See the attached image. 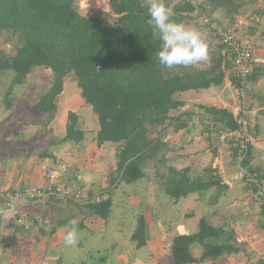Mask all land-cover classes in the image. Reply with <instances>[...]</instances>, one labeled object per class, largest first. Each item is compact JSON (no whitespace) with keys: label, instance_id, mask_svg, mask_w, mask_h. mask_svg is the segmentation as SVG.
<instances>
[{"label":"trees","instance_id":"trees-1","mask_svg":"<svg viewBox=\"0 0 264 264\" xmlns=\"http://www.w3.org/2000/svg\"><path fill=\"white\" fill-rule=\"evenodd\" d=\"M77 2L0 0V34H11L18 40L14 51L0 50V78L9 77L10 83L6 93L0 89V100L7 109L12 107L11 96L15 89L23 87L35 69L45 68L52 72L51 79L33 108L44 114H55L65 81L74 76L79 94L99 122V130L93 140L97 146L113 144L116 148L109 189L140 184L148 178L146 169L150 166L157 168L160 194L174 203L181 202L192 193L208 192L213 187H218L219 192L225 189L220 181L214 179L219 176L212 175L218 173L217 168L201 169L197 174L204 170L202 174L196 175L190 168L175 167L174 159L170 163L168 158L169 152L179 149L172 145L171 136L190 130L189 122L196 114L185 110L186 102L180 99L181 94L209 90L225 83L241 90L224 45L219 42L220 47L216 50L209 47L211 65L200 72L193 66L165 68L156 56L161 44L152 34L146 0H108L113 22L81 15ZM173 9L177 22L194 23L196 27L202 25L203 11L214 16L216 12H222L231 20L228 24L231 27L245 14L244 4L238 0H208L205 4L200 0H183ZM259 14L264 15V11ZM203 26L209 30L204 23ZM250 26L243 33L256 35L257 27ZM261 36L264 39V33ZM255 53L250 62L252 71L247 76V92L251 82L264 76V69L254 66ZM204 111L213 122L223 125V129L237 130L241 110L237 117L233 112L216 107ZM67 119L64 137L52 140L50 146H76L85 140L87 131L81 127L78 114L69 112ZM255 122L257 120L251 122V127ZM210 126L206 127L211 130ZM216 127L212 130L217 131L219 127ZM231 140L232 151L237 153L239 148ZM252 145L241 162L244 168L251 160ZM41 157L56 160V155L49 153L48 149L42 150ZM255 172L262 181L264 176L261 172ZM253 192L258 195L257 189ZM57 196L49 195L40 201H32L31 205L36 202L40 208L46 207L45 214L32 209L28 211L25 207L14 214V220L25 219L38 224L42 216L53 235L70 221L85 216L84 220L77 221L80 233L88 230L85 224L88 219L107 221L114 212L111 193L106 198L91 194L90 201L82 204L77 197L76 201L73 197ZM64 211L66 215H63ZM146 218L144 213L136 216L130 237L138 251L148 246ZM3 219V212H0V222ZM194 246H199L201 256L194 255ZM245 246L248 244L238 238L234 229L213 226L203 218L197 232L177 235L173 239L171 258L175 264L217 263L224 257L245 254ZM88 259V263L82 264H97L94 259ZM100 262L108 263L106 258ZM259 264H264V257L259 259Z\"/></svg>","mask_w":264,"mask_h":264},{"label":"rangeland","instance_id":"rangeland-1","mask_svg":"<svg viewBox=\"0 0 264 264\" xmlns=\"http://www.w3.org/2000/svg\"><path fill=\"white\" fill-rule=\"evenodd\" d=\"M182 1L166 0V3L174 8ZM206 1L208 0H200L203 4ZM238 3L244 4L245 10L240 20L251 21L253 18L255 21L252 25L257 27V31L256 35L250 37L243 33L246 31L244 28L238 32L237 36L244 41L257 43L260 51L258 53L264 55V39L261 36L264 33V15L259 14L260 11H264V2L263 0H238ZM77 7L79 13L85 17H98L110 22L114 20L108 0H78ZM206 7L208 8V5ZM203 14H206L205 11L200 18L202 25L196 27L193 23L191 26L204 32L209 47L211 50H216L220 47L219 40L214 33L204 28ZM215 16L222 21L223 27L231 23V20L222 12H216ZM17 45V37L6 33L0 34V50L12 52ZM210 58L211 53L206 61L197 64L195 71L200 72L209 68ZM51 75L52 72L48 69H35L28 77L26 84L13 92L11 109H7L6 104L0 100V179L2 178L0 185L11 189L54 187L61 189L57 197H73L76 201L79 198L81 204L90 201L93 195L106 198L107 194L111 193L114 212L107 221L98 218L88 219L85 222L88 230L80 232L78 243L69 247L64 245L66 228L59 229L56 234L51 235L50 228L46 226L42 216L38 224L23 218L24 220L15 222L20 225L17 226V230L10 229L11 233H9L4 228L5 233H2L4 239L0 240V264H82L88 263V258L94 259L97 264H170L173 239L177 235L197 232L200 220H197L196 214L202 211L211 212L212 209L202 208L198 211L200 208L198 206L182 209L179 203L184 200L174 205L172 203L174 201L171 202L169 198L160 194L157 168L152 166L146 169L148 178L140 184L119 185L117 188L109 189L116 148L113 144L97 146L93 140L99 130V122L91 107L79 94L74 76H70L65 81L64 92L58 98L57 113L44 114L34 110L33 107L40 95L48 87ZM0 79V89L6 93L10 85L9 77ZM211 95L219 98L214 90ZM246 99H249L247 95ZM69 112L78 114L81 127L87 131L85 140L76 146L69 144L63 147L50 146L49 142L52 140L64 137ZM171 137H173L172 145L179 149L168 153L170 163L171 159H174L172 163L178 167H189L192 171L197 169L199 171L201 166L209 167L215 160L210 150L206 152L208 158L204 157L203 153L200 159L195 153L196 143L192 144L194 150L189 148L190 138L187 136L177 133ZM211 142V138L209 143L206 142L209 149ZM182 146L185 149H182ZM204 148L202 144L199 149ZM47 149L49 153L56 155L55 161L41 157L42 150ZM227 151L230 155L229 150ZM203 171L199 174L201 175ZM262 182L264 186V177ZM28 199H23L19 204H27L28 211L32 209L39 214L42 212L45 214L46 207L40 208L36 202L31 205L32 201ZM19 204H15L12 210H16ZM10 213L7 217L9 219L12 217ZM139 213L147 216L148 223V246L140 251L136 250L135 245L130 241L134 221ZM190 214L196 219L189 220L192 218ZM63 215H66L65 211ZM84 218L85 216H80L77 221L80 222ZM212 221L222 227L219 215ZM250 225L253 226V223ZM42 228L44 230H41ZM252 233L254 237V231ZM260 245L264 247V242L259 243V248ZM193 248L194 255L201 256L199 246ZM243 248L246 253L239 254V257L231 256L232 259L228 264H259L256 257L251 258V255L258 252V248L257 250L251 246ZM102 258H106L108 263L100 262Z\"/></svg>","mask_w":264,"mask_h":264},{"label":"crops","instance_id":"crops-1","mask_svg":"<svg viewBox=\"0 0 264 264\" xmlns=\"http://www.w3.org/2000/svg\"><path fill=\"white\" fill-rule=\"evenodd\" d=\"M254 45L256 49L254 66L264 69V55L262 53H258L260 51L257 43ZM196 68L197 65H194L193 69ZM228 85H230V83H225L222 86L213 87L209 90H201L200 92H186L180 96V99L186 102L185 110L187 112L196 113L193 116V119L189 122V127L191 129L181 131L180 135H185L190 138L189 148L194 150V146H196L195 148H197V150L195 153L200 157V159L201 154L203 153L204 157L208 158L207 150L211 151L210 154L215 160H213L209 167L201 166V169H211L212 167L217 168L218 170L216 171H218V173L216 174V172H214L212 175L219 176V178L214 179L220 181L221 185L225 189H222L220 191L221 193L219 192L218 187H213L208 192L204 193H192L179 204L182 209H185L186 207L189 208L198 206L200 207L198 211L202 208L205 210H210L211 208V212H198V214H196L197 220L205 218L211 225L217 226L212 220L219 215L220 221L222 222L221 226L234 229L241 241L246 242L248 246H251L255 250L258 248V252L255 255H251V258L256 257L259 261L260 258L264 257L263 245H260L259 248V243L264 242L262 241L264 238V228L262 227V224L264 225V198H260L244 184L241 174L243 166L237 160L236 153L232 151L233 145L231 137L228 134V128L223 129V125L221 126L219 123L213 122L212 117L204 111V109L216 107L218 109H226L232 112L233 101L227 96L230 94ZM213 90L219 95V98L216 95H214L215 97L211 95ZM246 95L249 99H246V97L243 99L240 96L241 103H245L244 106L245 109H247L251 122L257 120V123L255 122L252 126L253 149L252 152H250L251 160L246 168L253 172L260 171L264 176V76H261L256 82H251L249 85V91ZM209 124H211V130L206 127ZM216 125L219 127L217 129V131L219 130L218 132L212 130L217 128ZM210 138L212 142L210 143L209 149V146H206V142L209 143ZM194 143L196 144L192 147V144ZM202 144L205 148L199 149ZM186 146V149H188V145ZM182 149H185V147L182 146ZM227 150H229L230 155H228ZM215 151L216 154H214ZM174 166L177 168H189L178 167V165ZM197 170L192 172L198 175L196 173ZM172 203L174 205H178L177 203ZM185 203L186 206H184ZM19 205L16 207V210H7L4 212L5 208L0 204V212H3L4 215L3 221L0 222V240L4 239L2 234L5 233L4 228L11 233L10 229L11 231H14L15 229L17 230V226H20L15 223L13 217L14 214H17L18 210H23L27 207V204ZM8 213L12 216L11 219L7 218ZM191 217L192 218L189 220L196 219L192 215ZM250 223H253V226H251ZM252 231H254V237H252ZM226 258L227 260H225ZM247 258L249 259V257ZM231 259V256H229L222 258L217 263L207 261L202 264H228ZM169 263L175 264L172 258H170Z\"/></svg>","mask_w":264,"mask_h":264},{"label":"built area","instance_id":"built-area-1","mask_svg":"<svg viewBox=\"0 0 264 264\" xmlns=\"http://www.w3.org/2000/svg\"><path fill=\"white\" fill-rule=\"evenodd\" d=\"M203 23L209 28V31L216 35V38L224 45V51L228 53L230 61L232 63L233 74L240 81L241 90L238 93L241 98L246 97L247 93V76L252 71L250 62L252 61L253 55L256 51L255 45L251 41H244L241 37L237 36L238 32L242 31L244 28L252 25L255 21L253 18L251 21L238 20L234 26L225 25L222 26V22L218 21L216 16L210 14H203ZM245 103L242 102L240 107L241 113L237 118L238 128L235 131H229V136L234 141V146L239 148L236 153L237 160L241 163L245 160L248 155L249 147L253 143L251 120L245 109ZM240 112V111H239ZM242 179L244 184L252 191L257 189L258 196H264V186L262 181L259 179L256 172L248 170L247 168H242ZM61 189H55L54 187H49L46 189L37 188H24V189H11L8 187H2L0 185V204L5 208V210H12L15 204L22 202L23 199L28 200H40L45 196L49 195H59ZM19 222V220H15Z\"/></svg>","mask_w":264,"mask_h":264},{"label":"clouds","instance_id":"clouds-1","mask_svg":"<svg viewBox=\"0 0 264 264\" xmlns=\"http://www.w3.org/2000/svg\"><path fill=\"white\" fill-rule=\"evenodd\" d=\"M146 3L152 34L161 44L156 56L162 67L194 66L208 59L209 42L204 32L195 26L177 22L174 19L175 10L166 0H146ZM65 228V247L75 246L79 239L77 221H70Z\"/></svg>","mask_w":264,"mask_h":264},{"label":"water","instance_id":"water-1","mask_svg":"<svg viewBox=\"0 0 264 264\" xmlns=\"http://www.w3.org/2000/svg\"><path fill=\"white\" fill-rule=\"evenodd\" d=\"M228 88L230 90V94L228 95V97L230 99H232V101H233L232 112L237 117V115H238V113L240 111V107H241L240 95H239L238 91L236 90V88L234 86H232L231 84L228 85Z\"/></svg>","mask_w":264,"mask_h":264}]
</instances>
